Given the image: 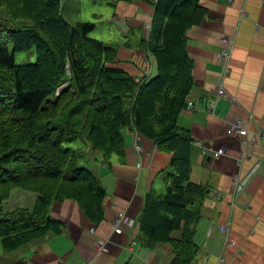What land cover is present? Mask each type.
Returning <instances> with one entry per match:
<instances>
[{
    "label": "trees",
    "instance_id": "trees-1",
    "mask_svg": "<svg viewBox=\"0 0 264 264\" xmlns=\"http://www.w3.org/2000/svg\"><path fill=\"white\" fill-rule=\"evenodd\" d=\"M145 1L154 12L138 47L155 72L137 80L115 65L118 43L90 38L92 22L63 18V0H0V264H26L12 256L63 231L55 202L73 200L90 222L103 221L106 191L86 164L123 158L126 130L171 155L163 190L145 197L139 238L169 244V264H194L192 225L208 193L190 180L191 138L178 118L194 87L186 32L207 11L200 0ZM30 50L34 63H16ZM18 189L35 196L32 206L9 203Z\"/></svg>",
    "mask_w": 264,
    "mask_h": 264
},
{
    "label": "crops",
    "instance_id": "crops-1",
    "mask_svg": "<svg viewBox=\"0 0 264 264\" xmlns=\"http://www.w3.org/2000/svg\"><path fill=\"white\" fill-rule=\"evenodd\" d=\"M200 4L206 15L186 32L194 81L189 96L195 106L181 111L178 118L191 138L190 180L208 193L201 217L192 225L198 248L194 264H264V0H200ZM110 9L111 14L100 16L109 26L104 41L120 46L115 65L137 80L154 73V59H145L138 47L150 30L153 6L145 0L118 1ZM222 36L233 40L226 71L218 58ZM219 87L234 103L214 93ZM231 116L249 125L245 156L242 140L225 134L224 117ZM259 132L262 140L256 137ZM135 134L126 130L123 158L105 162L97 155L86 164L106 191L103 221L90 222L73 200L55 202L51 216L63 222V231L30 242L12 257L26 264H169L170 245H145L139 238L138 219L146 195L163 190L171 155L151 140L136 141ZM197 142L205 144L209 153L203 154ZM219 148L224 154L212 158L210 153ZM234 177L247 180L236 196L232 195ZM34 200V195L17 191L9 203L32 206ZM118 212L135 225H123L115 234L112 221ZM179 236L180 232L173 233L174 238Z\"/></svg>",
    "mask_w": 264,
    "mask_h": 264
},
{
    "label": "built area",
    "instance_id": "built-area-1",
    "mask_svg": "<svg viewBox=\"0 0 264 264\" xmlns=\"http://www.w3.org/2000/svg\"><path fill=\"white\" fill-rule=\"evenodd\" d=\"M150 28V26L148 27ZM221 42L224 44L223 46V50L218 54V58L224 63L225 67H224V71L227 70V62L230 56V51L232 48V44H233V40L231 38H228L226 36H222L221 37ZM214 93L222 98L227 99L229 102L234 103V99L221 87L218 88V90ZM187 105L185 107V109L190 110L192 109L193 106H195V100L191 97L188 96V98L186 99ZM214 103L213 101H211L209 103V107L213 108ZM230 117H224V121H225V125H226V136H236L238 138H240V140H242L243 144H244V151L243 154L244 156L246 155V150H245V146L247 144V136L251 133L250 129H249V125L240 117H233L231 116V121L229 120ZM257 139L259 138V140L263 139V133L259 132L256 134ZM135 140L138 141L139 140V136L135 135ZM200 149L201 152L203 154L206 155V153H209V149L207 150V146L201 142H197L195 143ZM135 149L137 150V152H142L141 147L139 145L135 146ZM224 154V150L222 148H219L215 151H212L210 153V155L212 156V158L217 159L219 158L221 155ZM247 180L246 179H238L237 177L233 178V196L238 195L243 188L245 187ZM217 197H219L217 195ZM113 224V228H114V233L115 234H120L122 231V226L123 225H127L128 227H131L133 225H135V221L129 218H126L125 213L124 212H118L117 215L115 216V218L112 221ZM227 229V226H223L221 228V232H225ZM103 242L101 241L99 243V247L102 248L103 247Z\"/></svg>",
    "mask_w": 264,
    "mask_h": 264
},
{
    "label": "rangeland",
    "instance_id": "rangeland-1",
    "mask_svg": "<svg viewBox=\"0 0 264 264\" xmlns=\"http://www.w3.org/2000/svg\"><path fill=\"white\" fill-rule=\"evenodd\" d=\"M111 9L108 5L105 4L104 1H92V0H63L62 4V16L68 22L76 23V22H92L95 24V30L89 34L90 38L106 40L107 39V31L109 29L106 18L108 14H111ZM98 15V16H96ZM132 38H137L132 36ZM14 58L16 63H34L36 61V55L33 50L26 52H16L14 54ZM231 121V117L229 118ZM225 134H226V126H225ZM232 137V136H231ZM222 156V155H221ZM20 190V192L25 191ZM27 194V193H26ZM13 198V195L12 197ZM11 205V204H10ZM2 250L0 248V256L2 255Z\"/></svg>",
    "mask_w": 264,
    "mask_h": 264
}]
</instances>
